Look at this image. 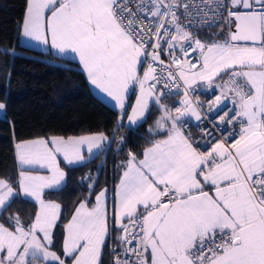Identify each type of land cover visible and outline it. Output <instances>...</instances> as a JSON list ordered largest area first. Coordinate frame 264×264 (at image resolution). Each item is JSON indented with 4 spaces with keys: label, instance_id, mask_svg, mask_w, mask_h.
Listing matches in <instances>:
<instances>
[{
    "label": "snow or ice",
    "instance_id": "1",
    "mask_svg": "<svg viewBox=\"0 0 264 264\" xmlns=\"http://www.w3.org/2000/svg\"><path fill=\"white\" fill-rule=\"evenodd\" d=\"M213 27L222 41L194 35ZM18 30L70 56L115 102L113 134L155 107L159 138L127 152L111 209L109 189L82 178L70 218L45 194L110 136L15 141L16 173L0 176V264H264V0H26ZM197 87L218 90L208 111H223L203 144L186 122L202 119ZM17 199L34 204L28 220L4 215Z\"/></svg>",
    "mask_w": 264,
    "mask_h": 264
},
{
    "label": "trees",
    "instance_id": "2",
    "mask_svg": "<svg viewBox=\"0 0 264 264\" xmlns=\"http://www.w3.org/2000/svg\"><path fill=\"white\" fill-rule=\"evenodd\" d=\"M25 11L26 0H0V102L6 105L0 110V176L16 173L15 141L52 135L109 134L110 141L94 158L65 168L66 187L62 191L45 194L62 204V217L70 218L91 182L82 178L97 177L96 191L107 187L113 195L121 172L118 166L127 152L141 153L150 139L158 138L155 133H149V128L159 112L153 107L142 125L120 122L113 134L119 109L91 88L75 60L21 43L18 25ZM218 31L219 28L205 29L197 33L212 41L222 36L216 35ZM5 48L10 50L7 54L3 51ZM173 100L167 102L170 104ZM120 137H123L122 144H118ZM91 199L94 202V195ZM33 211V203L17 199L4 215L18 213L28 220Z\"/></svg>",
    "mask_w": 264,
    "mask_h": 264
},
{
    "label": "built area",
    "instance_id": "3",
    "mask_svg": "<svg viewBox=\"0 0 264 264\" xmlns=\"http://www.w3.org/2000/svg\"><path fill=\"white\" fill-rule=\"evenodd\" d=\"M216 28H219V27L206 28V29H216ZM194 35H196L202 41H208V39L201 38L199 36V34L197 33V31H194ZM162 58L167 60V57L164 55H162ZM225 79H226V77H225ZM218 94H219V91L216 89L204 90L202 87H197L196 91L192 93V96L194 99L198 97L199 100L203 102V105L201 108L203 115H202V119L200 121H196L195 118L194 119L188 118L186 120V122L188 124V128L192 132L193 137L196 138L197 140H199L201 144L205 143V140L210 139V137L201 138V136H200V130L205 128V127H207V129L209 131H212L213 135H216V136L220 135L219 131H216L215 129H213V123L219 122V115H223V111L219 112V114H217L215 108L213 109L212 112L208 111V102L210 100H213L215 95H218ZM172 98H175V99H174V101H172V103H170V106L173 105L176 100H178V99H176V96H174ZM231 107H232L231 101H228L227 108H225L224 111H227L228 108H231ZM197 125H199V127H196Z\"/></svg>",
    "mask_w": 264,
    "mask_h": 264
},
{
    "label": "crops",
    "instance_id": "4",
    "mask_svg": "<svg viewBox=\"0 0 264 264\" xmlns=\"http://www.w3.org/2000/svg\"><path fill=\"white\" fill-rule=\"evenodd\" d=\"M21 35V43L22 44H24V45H26V46H30V47H33V48H39V49H41V50H50V51H52V52H54L56 55H60V56H63V57H66V58H71L70 56H68V55H65V54H61V53H59V52H57L55 49H52L51 47H50V45H43V44H40L39 42H37V41H34V40H31L30 38H27V37H24L22 34H20ZM222 37V36H221ZM221 37L220 38H218L217 40H223V39H221ZM209 41V40H208ZM209 42H211V41H209ZM72 59V58H71ZM219 82V81H218ZM90 83V82H89ZM90 86H91V88L92 89H94V91L103 99V100H106L108 103H110L112 106H114L115 107V102L110 98V97H107V95L106 94H104V93H101L98 89H96L95 88V86H93V85H91V83H90ZM182 95V94H181ZM134 96L135 95H131L130 97H129V104H132V101H133V98H134ZM175 99V98H174ZM176 99H180V96H176ZM174 101V100H173ZM167 102V101H166ZM168 103V102H167ZM169 104V103H168ZM170 105V104H169ZM115 108H117V107H115ZM130 111V110H129ZM159 114L160 113H158L157 115H156V117L154 118V120H153V122H152V124L150 125V127H152L153 125H154V121L157 119V117L159 116ZM192 119H194V118H192ZM121 122H126L127 124H129L128 123V121H127V118L125 117L124 119H123V121H121ZM95 133H98V132H95ZM87 134H91V133H84V134H78V135H73V136H81V135H87ZM107 135H109V134H107ZM53 136V135H52ZM61 136H63V135H61ZM110 136V135H109ZM64 137H68V136H64ZM159 138V137H158ZM29 139H33V138H29ZM107 144V142H105V145ZM105 145H104V147H105ZM103 147V148H104ZM102 148V149H103ZM102 149H100V150H102ZM100 150H94V152H93V154L91 155V156H89V154L87 153V152H85V157H86V159H85V161H88V160H90V159H92V158H94V156H96V154L100 151ZM85 161L84 162H82V163H85ZM63 167V166H62ZM66 171V170H65ZM45 198L46 199H48L46 196H45ZM52 200H54V199H52ZM56 201V200H55ZM62 205V204H61Z\"/></svg>",
    "mask_w": 264,
    "mask_h": 264
},
{
    "label": "rangeland",
    "instance_id": "5",
    "mask_svg": "<svg viewBox=\"0 0 264 264\" xmlns=\"http://www.w3.org/2000/svg\"><path fill=\"white\" fill-rule=\"evenodd\" d=\"M221 39H224V37L222 36L221 37ZM135 102V96H134V98H133V101H132V103H134ZM129 110H130V108H129ZM108 196H109V208L111 209V201H112V192L109 190V192H108ZM58 202V201H57ZM59 203V202H58Z\"/></svg>",
    "mask_w": 264,
    "mask_h": 264
}]
</instances>
